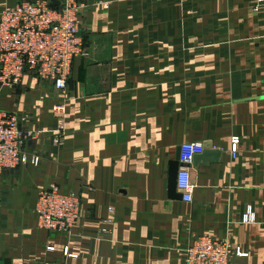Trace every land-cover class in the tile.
Instances as JSON below:
<instances>
[{
	"label": "crops",
	"instance_id": "crops-1",
	"mask_svg": "<svg viewBox=\"0 0 264 264\" xmlns=\"http://www.w3.org/2000/svg\"><path fill=\"white\" fill-rule=\"evenodd\" d=\"M18 1L0 0V9ZM81 1L86 54L67 80L63 142L52 141L49 104L66 95L31 74L0 89V108L44 131L24 145L39 163L0 175V264H185L198 235L238 246L244 255L230 264H264V34H241L243 21L264 30V1L256 10L249 0ZM208 141L220 158L187 165L194 188L185 202L169 167L180 144ZM51 184L80 199L68 232L35 214Z\"/></svg>",
	"mask_w": 264,
	"mask_h": 264
},
{
	"label": "built area",
	"instance_id": "built-area-1",
	"mask_svg": "<svg viewBox=\"0 0 264 264\" xmlns=\"http://www.w3.org/2000/svg\"><path fill=\"white\" fill-rule=\"evenodd\" d=\"M51 0H19L14 5L0 9V89L17 88L26 74L40 81L50 82L65 95L73 59L85 55L80 35L81 0H60L51 6ZM57 118L52 131L54 144H61L65 135L66 106L52 105ZM29 118L0 108V173L6 168L22 164L37 165L39 156L24 150L28 140L41 137L44 131L30 127ZM238 138L232 137L230 152L237 153ZM201 143L185 142L179 145V168L175 184L185 202L192 201L194 184L187 168L196 154L201 153ZM80 199L67 194L55 185L40 190L35 214L42 227L56 232H68L80 217ZM250 211L243 217L245 223L253 222ZM64 252L67 253L65 247ZM242 256L238 246L228 240L198 235L183 249L185 264H230L233 256Z\"/></svg>",
	"mask_w": 264,
	"mask_h": 264
},
{
	"label": "rangeland",
	"instance_id": "rangeland-1",
	"mask_svg": "<svg viewBox=\"0 0 264 264\" xmlns=\"http://www.w3.org/2000/svg\"><path fill=\"white\" fill-rule=\"evenodd\" d=\"M183 1V0H182ZM194 1H197V0H194ZM218 1H221V0H211V5H213V3L214 2H218ZM228 1V0H227ZM231 1H233V0H231ZM235 1H238V0H235ZM248 1V0H247ZM249 1H251V4H250V6L252 5V3L253 2H256L254 5H253V7H251V9H254V10H256V8H257V5H259V4H261L264 0H249ZM235 4H236V6H238L239 4L237 3V2H235ZM244 6H246V5H244ZM251 9H249V10H247V9H241V13H242V18H244V17H250V13L252 12L251 11ZM228 11H230V10H228ZM252 18L254 19L255 18V15H253L252 16ZM255 20H256V18H255ZM258 23H255V22H253V24H251L250 25V23L249 24H246L244 21L242 22V24H241V34L244 36V35H247V34H250L251 36H253L254 34H255V36H263V34H264V30H263V28H260L261 26H258L257 25ZM211 27H213L212 25H211ZM184 25H180L179 24V26H178V29H179V31H178V35L177 36H184V33H185V31H184ZM170 30H169V28H167V29H163V36H170ZM214 31L211 29L210 30V35H212V36H214ZM22 85H20L19 87H21ZM19 87H17V88H19ZM16 88V89H17ZM59 94L61 95L62 93L61 92H59ZM65 95H66V99H65V101H63L62 99L61 100H55V101H53V102H51L49 105H51V112H52V114H53V111H52V105H57V104H61V105H65L66 106V113H65V115H64V119H65V123H66V120L69 118V110H70V106H71V104H72V98L67 94V92H65ZM62 98H64V96H63V94H62ZM1 109H3V108H1ZM7 110V109H6ZM19 113V112H18ZM19 114H22V113H19ZM22 115H27L28 116V118H29V120H30V117H29V115L28 114H26V113H24V114H22ZM53 116H54V114H53ZM54 120H55V122H57V118L54 116ZM31 127V126H30ZM55 127H56V125H55ZM55 127L53 128V129H55ZM33 128V127H32ZM36 129H38V128H36ZM41 130V129H40ZM43 131V130H42ZM25 150V149H24ZM39 156V155H38ZM39 161H40V158H39ZM18 167V166H17ZM8 169H12V168H6V169H4L1 173H0V175L4 172V171H6V170H8Z\"/></svg>",
	"mask_w": 264,
	"mask_h": 264
},
{
	"label": "water",
	"instance_id": "water-1",
	"mask_svg": "<svg viewBox=\"0 0 264 264\" xmlns=\"http://www.w3.org/2000/svg\"><path fill=\"white\" fill-rule=\"evenodd\" d=\"M59 0H51L50 4L51 6H57L59 5ZM203 150L201 153H198L193 158V163L198 164L202 161H217L220 158L221 152L219 150H213L211 142H205L202 144ZM179 147H178V155H177V163L173 162L169 167V178H170V187H175V179H176V173L179 168ZM179 197H182L181 194L178 195Z\"/></svg>",
	"mask_w": 264,
	"mask_h": 264
}]
</instances>
